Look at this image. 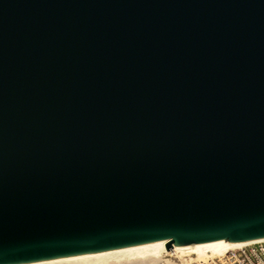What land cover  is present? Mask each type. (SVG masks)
Returning <instances> with one entry per match:
<instances>
[{
    "label": "water",
    "instance_id": "water-1",
    "mask_svg": "<svg viewBox=\"0 0 264 264\" xmlns=\"http://www.w3.org/2000/svg\"><path fill=\"white\" fill-rule=\"evenodd\" d=\"M264 238V0H0V264Z\"/></svg>",
    "mask_w": 264,
    "mask_h": 264
},
{
    "label": "bare ground",
    "instance_id": "bare-ground-1",
    "mask_svg": "<svg viewBox=\"0 0 264 264\" xmlns=\"http://www.w3.org/2000/svg\"><path fill=\"white\" fill-rule=\"evenodd\" d=\"M255 240L257 239L246 241L219 239L191 244H173L171 250L166 249L163 240H156L103 251L19 264H177L176 260L185 263L200 260L207 256L222 255L234 246Z\"/></svg>",
    "mask_w": 264,
    "mask_h": 264
},
{
    "label": "built area",
    "instance_id": "built-area-1",
    "mask_svg": "<svg viewBox=\"0 0 264 264\" xmlns=\"http://www.w3.org/2000/svg\"><path fill=\"white\" fill-rule=\"evenodd\" d=\"M176 261L177 264H264V238L234 246L222 255L207 256L200 260L185 263Z\"/></svg>",
    "mask_w": 264,
    "mask_h": 264
}]
</instances>
